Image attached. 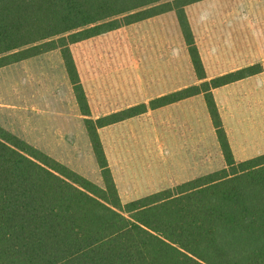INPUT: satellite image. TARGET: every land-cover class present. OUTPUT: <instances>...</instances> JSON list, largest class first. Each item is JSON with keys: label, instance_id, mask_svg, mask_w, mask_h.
Instances as JSON below:
<instances>
[{"label": "trees", "instance_id": "obj_1", "mask_svg": "<svg viewBox=\"0 0 264 264\" xmlns=\"http://www.w3.org/2000/svg\"><path fill=\"white\" fill-rule=\"evenodd\" d=\"M200 0H0V68L60 50L101 170L98 184L0 126V264H264V153L234 157L186 6ZM173 11L198 84L91 117L71 45ZM203 94L221 169L124 202L99 129Z\"/></svg>", "mask_w": 264, "mask_h": 264}, {"label": "rangeland", "instance_id": "obj_2", "mask_svg": "<svg viewBox=\"0 0 264 264\" xmlns=\"http://www.w3.org/2000/svg\"><path fill=\"white\" fill-rule=\"evenodd\" d=\"M248 9V0H204L187 8L211 74L229 70L237 64L232 60L233 56L238 54L231 52V46L229 52L217 54L219 58L229 59L224 61H217L212 49L216 48L220 41L234 38L239 31H246ZM205 13H208L209 19L203 16ZM207 23L205 32L202 26ZM236 41L234 38V44H237ZM72 50L95 114L148 101L194 80L174 12L83 40L74 44ZM239 55L243 58L246 56ZM61 63L60 53L55 50L0 68V100L19 105L25 104L31 95H55L56 102L62 98L65 110L72 111V91ZM176 108L178 107L170 109ZM15 115L14 113L13 116ZM72 117L70 120L74 128L75 142L53 143V148L48 151L89 179L101 184L102 175L85 136L83 124L79 123L73 114ZM178 117H182L178 110L163 111L160 115H153L150 111L138 121H129L112 129V140L108 143V148L117 170L115 178L124 202L178 183L179 174L172 170L179 169L181 158L167 156L163 137L158 169L152 155L153 121L159 119L161 128L165 130L170 124L182 125V121H177ZM14 126L24 131L22 123ZM128 128L133 129V133L127 134ZM103 134L104 137L110 135ZM164 137L167 143L166 133ZM36 139L39 140L40 137ZM121 150L129 156L131 173L121 171ZM223 165L217 162L209 165L208 169L220 168Z\"/></svg>", "mask_w": 264, "mask_h": 264}, {"label": "crops", "instance_id": "obj_3", "mask_svg": "<svg viewBox=\"0 0 264 264\" xmlns=\"http://www.w3.org/2000/svg\"><path fill=\"white\" fill-rule=\"evenodd\" d=\"M200 1H204V0H200ZM205 1H210V0H205ZM190 5L186 6V13L192 31L194 33V37L197 47L199 49V53L201 55L205 67L207 79L220 76L223 74H227L229 72L236 71L256 63L264 64V0H248V5H249V9H248L249 12L247 14L248 28L246 29V31L245 30L239 31V33L234 37L235 40H237L236 41L237 44H234V38H229L227 41L225 40L220 41L217 44L216 48L212 49V52L216 54L217 61L229 60L225 57L219 58L217 54L229 52L230 46H231V52L238 54L237 56H233L234 60H232L237 63L236 65L230 67L229 70H224L213 74H211L207 68L203 48L202 46H200L199 42L197 41L196 30L193 26V22L191 21L187 11V8ZM169 12H173V11H169ZM203 16H205L207 19L210 18L208 13H205ZM175 17L178 27L180 29L182 41L184 42L186 47L190 70L192 76L194 77V80L187 83H183L176 89L152 97L148 101H140L134 104H129L122 108L114 109L102 114H95L93 110L86 88L82 81L80 71L78 69V64L74 57V53L72 50V46L74 44L71 45V51L77 66L81 83L84 87L86 96L88 98V103L91 110V117L96 119L101 116H105L113 112L120 111L122 109L134 106L142 102H149L150 100H153L155 98L169 94L176 90L186 88L193 84H198L202 81L196 77V74L193 69V65L191 63L190 55L187 49V45L184 41L182 30L179 25V21L177 19L176 14ZM207 26L208 23L202 26L205 32ZM57 51L60 53L62 59V63H61L62 69H64L65 74L69 80V86L72 91V95L70 96L71 107L74 113H71L72 111L70 110H65L64 101L62 98L58 100L59 102L58 104V102H56L57 96L55 95H48L47 97H45L44 95H31L30 98L26 99L27 101L25 104L21 103L19 105H15L14 103H11L9 101L0 100V126L9 130L10 132L14 133L15 135L29 142L33 146L49 154L50 156L54 157L63 164L69 166L67 163L61 161L58 157H55L54 155L49 153L48 150L53 148L54 146L53 143H58V142L61 143V141H63V143L75 142L74 128L70 120L73 118L72 114L77 118L79 123L82 122L83 130L85 136L89 141L91 147L90 149L92 150V152L93 149L84 122L87 116L83 115L80 110L73 89V84L69 78L65 66L63 55L60 50ZM49 52H45L31 58L39 57ZM239 54H246V56L243 58L240 57ZM31 58L22 61H27L30 60ZM213 95L217 103L235 159L237 161H244L249 158L263 154L264 153V70L255 75L247 76L245 78L228 83L221 87H217L213 89ZM175 106L178 108L170 109L171 107H175ZM167 110H171V111L178 110V112L181 114L182 117H178L177 121H182V125L180 123L176 124L175 126H172L170 124L165 130H163V128H161V125L159 123V119L157 121L156 120L153 121L152 123L153 154L152 155L153 157H155L156 168L158 169L160 165L159 156L161 151L162 137L164 140V148L167 152V156L168 157L175 156L181 158V161H179V169L177 170L176 168L175 170L174 169L172 170L174 173L177 174L178 172L179 174L178 175L179 177L177 178L178 183L185 182L193 178H196L198 176L223 168L225 166V157L223 155V151L216 133V129L213 125L204 95L199 94V95L191 96L186 99H182L180 101L165 105L163 107L151 109L148 112L151 111L153 115L155 114L160 115L161 113H163V111H167ZM14 113L16 114L15 116H13ZM144 114L134 116L125 119L123 121L104 126L99 129L100 137L117 188H118V184L115 178L117 170L115 169L114 164L112 163L111 154L108 148V143H110L112 140V131H113L112 129L121 127L122 124L127 123L129 121H138L142 119L141 117H143ZM17 123L19 124L22 123V125L24 126V131L17 129V127L14 126ZM103 133H110V135L104 137ZM131 133H133V129L128 128L127 134H131ZM165 133L167 136V143L164 137ZM38 137H40L39 140L36 139ZM120 156H121L120 158H122V160L120 161V163H122V166L120 165L119 166L123 167L121 171L125 173H131L130 172L131 167L128 164L129 156L122 153V150L120 152ZM93 157L96 160L94 152H93ZM217 162H221L224 165L220 168L211 169V170L208 169L209 165H213L214 163ZM69 167L72 168L71 166ZM72 169L77 171L74 168ZM79 173L82 174L81 172ZM100 174H101V170H100ZM156 191L143 194L140 197L149 195Z\"/></svg>", "mask_w": 264, "mask_h": 264}]
</instances>
